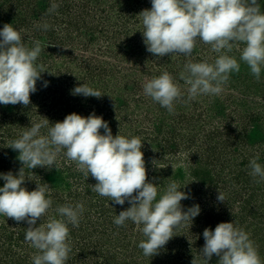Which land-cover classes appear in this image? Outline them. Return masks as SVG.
I'll return each mask as SVG.
<instances>
[{
	"label": "rangeland",
	"instance_id": "rangeland-1",
	"mask_svg": "<svg viewBox=\"0 0 264 264\" xmlns=\"http://www.w3.org/2000/svg\"><path fill=\"white\" fill-rule=\"evenodd\" d=\"M258 3L264 11V0ZM53 4L57 7L49 12ZM150 8L151 0H0V28L12 24L22 30L29 47L33 40L49 45L37 60L45 72L37 81V91L30 94V103L0 105V172L16 174L23 167L18 151L9 145L33 122L45 117L54 124L73 112L88 116L94 111L108 121L114 136L139 137L148 180L160 184L161 192L177 182L190 195L181 201L184 210L199 204L200 214L192 224L178 226L158 254L145 256L138 247L145 239L142 226L113 222L131 205L127 201L116 205L100 196L92 190L96 180L61 153L57 169L24 167V187L31 191L37 183H48L51 189L52 208L36 226L59 218L55 209L62 202H82L84 212L79 226L72 228L69 244L82 247L85 262L207 264L201 252L203 231L214 230L220 222H235L249 234L264 264V180L250 175L249 167L256 156L264 165V70L257 80L234 47L228 55L240 63L239 72L230 74L219 95L189 101L180 78L184 65L212 63L218 54L202 41L191 56L159 58L148 52L139 14ZM45 24L50 26L47 30ZM243 47L241 43L239 49ZM164 71L185 93L172 113L143 92L146 80ZM82 83L104 95H72L71 90ZM219 192L224 202L217 200ZM21 224L0 215V256L4 250L11 254V261L0 264H33L37 250L26 240H17ZM80 226L83 231L77 230ZM27 227L24 222L25 232ZM219 259L213 254L208 264H218Z\"/></svg>",
	"mask_w": 264,
	"mask_h": 264
},
{
	"label": "clouds",
	"instance_id": "clouds-1",
	"mask_svg": "<svg viewBox=\"0 0 264 264\" xmlns=\"http://www.w3.org/2000/svg\"><path fill=\"white\" fill-rule=\"evenodd\" d=\"M56 7L53 4L49 12ZM139 15L146 50L156 57L191 56L198 41L209 44L218 54L212 63L188 61L184 65L180 78L189 101L200 95H219L230 74L239 72L240 63L228 55L234 47L240 50L239 59L260 79L264 70V11L258 0H151V8ZM43 27L47 30L50 26ZM241 43L244 47L239 49ZM48 46L40 40L27 46L22 30L12 24L0 28V105L30 103V94L37 91V81L45 72L37 60ZM47 86L43 81V87ZM143 92L170 113L185 95L167 71L146 80ZM71 94L85 98L104 95L85 83L74 87ZM142 146L139 137L114 136L108 121L94 111L88 116L73 112L54 124L44 117L11 142L9 147L18 151L17 159L23 167L16 174L0 172L4 181L0 186V215L28 224L24 239L37 250L33 264H66L71 252L68 225L78 227L84 212L82 202L59 205L55 209L59 218L36 226L52 208L53 200L48 195L51 189L48 183H37L31 191L24 187V167L57 169L61 153L96 180L92 190L100 196L116 205L126 201L131 205L116 214L113 222L125 226L131 221L142 226L145 239L138 247L145 256L158 254L178 226L192 224L201 212L200 205L184 210L181 201L190 198L181 190L184 187L172 181L161 192L160 184L148 180ZM258 160L259 156L250 160V175L264 180V165ZM224 199L219 192L217 200ZM203 237L201 252L207 264L213 254L220 258L218 264H262L249 234L235 222H220L214 230L205 228Z\"/></svg>",
	"mask_w": 264,
	"mask_h": 264
},
{
	"label": "trees",
	"instance_id": "trees-1",
	"mask_svg": "<svg viewBox=\"0 0 264 264\" xmlns=\"http://www.w3.org/2000/svg\"><path fill=\"white\" fill-rule=\"evenodd\" d=\"M2 141V140H1ZM4 141H2V143L4 144ZM61 203V202H60ZM64 204H69V203H64L62 202L61 205H64ZM23 224V225H22ZM21 224V229H20V233L18 234V243L24 241V235H25V231H24V222H22ZM69 229H70V233H69V237L72 238V232H73V226L71 224L68 225ZM75 230V229H74ZM77 230H82V226H80ZM71 242V241H70ZM75 243V242H74ZM70 244V247H71V252L69 253V258L68 260L66 261V264H107V262L105 261H98L95 259L96 262H90V261H87L85 262L83 259V255H84V251L82 249L81 246H78L77 248V245L75 246V244ZM8 250H4V252H1V256H0V262L3 260H8V261H11V254L9 252H7ZM79 257L82 259L81 261H79ZM26 258H28V256L24 258V260H26ZM30 259V258H29ZM11 264H13V262H11Z\"/></svg>",
	"mask_w": 264,
	"mask_h": 264
}]
</instances>
